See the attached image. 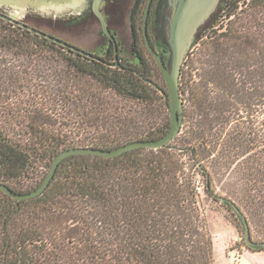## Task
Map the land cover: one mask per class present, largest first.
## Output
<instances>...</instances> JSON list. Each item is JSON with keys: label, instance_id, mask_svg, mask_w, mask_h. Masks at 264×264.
<instances>
[{"label": "trees", "instance_id": "16d2710c", "mask_svg": "<svg viewBox=\"0 0 264 264\" xmlns=\"http://www.w3.org/2000/svg\"><path fill=\"white\" fill-rule=\"evenodd\" d=\"M248 6L224 31L197 33L180 73L183 123L170 143L68 156L34 198L0 189V264H215L197 176L238 228L220 198L264 242V0ZM96 55L0 19V182L30 191L65 148L112 149L169 130L156 62Z\"/></svg>", "mask_w": 264, "mask_h": 264}, {"label": "flooded vegetation", "instance_id": "af4514ba", "mask_svg": "<svg viewBox=\"0 0 264 264\" xmlns=\"http://www.w3.org/2000/svg\"><path fill=\"white\" fill-rule=\"evenodd\" d=\"M147 1L48 0L56 4L46 10L47 8L41 9L32 5L22 9L4 0L0 1V19L26 27L59 44L70 48L73 46L75 50H82L90 55L97 54V57L110 55L115 63L129 61L141 65L147 58L155 61L143 34ZM186 1L151 0L149 5L146 19L148 40L166 64L169 60V47L165 34L176 8L180 2L183 4ZM233 1L218 0L208 19L199 27L198 33L203 34L202 29L206 25L209 26L217 16L220 17L223 12L228 11ZM68 2L72 4L67 6ZM58 5L60 7H57ZM60 31L61 33H58ZM91 31L92 40L85 44L88 49L68 40L74 39L72 36L77 33L90 35ZM88 44H93L95 48H90Z\"/></svg>", "mask_w": 264, "mask_h": 264}, {"label": "water", "instance_id": "95a60500", "mask_svg": "<svg viewBox=\"0 0 264 264\" xmlns=\"http://www.w3.org/2000/svg\"><path fill=\"white\" fill-rule=\"evenodd\" d=\"M37 1V0H36ZM151 0L147 1V6L144 13L143 34L146 39L150 53L155 59L156 64L161 71L166 88L167 97L169 98V117L170 127L169 130L159 138L147 140H133L112 149H101L94 147H69L61 150L54 157L51 167L44 177L43 181L34 189L26 192H18L13 190L7 184L0 182V189L9 194L16 200L34 198L40 195L50 183L54 176L59 164L68 156L75 154H92L103 157H115L128 150L147 147L159 148L170 143L180 132L183 123L184 103L180 92V73L182 64L190 51V48L195 44L196 33L198 28L208 19L211 11L214 9L218 0H187L185 3L178 5L172 18L170 19L169 26L166 31V42L169 47V60L168 64L154 50L150 45L147 29L146 19ZM48 36V35H46ZM53 38V37H52ZM63 43V42H62ZM64 44V43H63ZM71 48L74 49L73 46ZM82 51V50H80ZM84 52V51H82ZM223 202H227L233 208V211L241 218L244 226L243 236L238 234L239 238H244L246 245L264 248V242L253 241L250 237V231L245 216L240 209L230 200L220 198Z\"/></svg>", "mask_w": 264, "mask_h": 264}, {"label": "rangeland", "instance_id": "374dc122", "mask_svg": "<svg viewBox=\"0 0 264 264\" xmlns=\"http://www.w3.org/2000/svg\"><path fill=\"white\" fill-rule=\"evenodd\" d=\"M0 1H4V0H0ZM7 2L13 3V5H16L19 8L22 7V9L23 7H26L27 5H32L35 7H39L41 9L47 8L46 10H48L49 7L53 8L54 4H56V2H48V0H37V1L36 0H7ZM71 4H72L71 2H68L66 5L69 6ZM248 4H249V0H240V2H238V8L235 9V14L237 16H240V15L242 16L243 14H246L249 10ZM57 7H60V5H58ZM234 16L235 15H228L227 11L223 12L220 17L217 16L216 19L211 24H209V26L206 25V27L202 29L201 33H203L204 35L200 38V40L207 39L208 33L210 35L212 33H220L224 31L225 27L228 24L232 22H236L238 20V18H235ZM199 30L200 28L197 30V33L199 32ZM58 33H61V31ZM89 33L90 35H86L85 33H77L72 36L74 39H68V40L72 41L75 44H78L79 46L83 48L88 49V47L85 44L89 43L92 40V31ZM199 44L200 42L195 43L190 48L189 52L191 53V56L193 55L192 51L196 50L199 47ZM88 46L93 49L95 48L93 44L91 45L88 44ZM260 118L261 119L264 118V111ZM234 125H235V122L233 121L231 126L233 127ZM46 172L47 170H44V172L42 173V176H45ZM197 178L200 179V176H197ZM36 184L38 183L34 182L32 184H29L27 188H31L32 186H35ZM20 187L22 188V184L20 185ZM199 205H200V208L202 209V212H204V215L208 223L209 231L213 236V240L215 244V254H214L215 256L214 257L216 259V264H221V260L219 256L217 255L218 251L220 252V250H222L220 238L226 236L227 235L226 231L232 228L236 239H233L231 242H229L227 248L234 246L236 242L240 243V247H245V245H243V242H244L243 237L239 238L238 236V234L243 236V231L241 230V228H238L236 226L234 218L231 214V211L225 205L221 204L219 201L213 200V198H211L207 193L204 192L203 188L199 189Z\"/></svg>", "mask_w": 264, "mask_h": 264}, {"label": "crops", "instance_id": "0c3cea01", "mask_svg": "<svg viewBox=\"0 0 264 264\" xmlns=\"http://www.w3.org/2000/svg\"><path fill=\"white\" fill-rule=\"evenodd\" d=\"M232 229V228H231ZM227 230V235L220 238L221 249L218 251V256L221 264H264V251H250L246 248H227L228 243L236 239L234 231ZM224 247V248H223ZM215 254V244H214ZM215 256V255H214ZM215 258V257H214ZM216 264V259H215Z\"/></svg>", "mask_w": 264, "mask_h": 264}, {"label": "built area", "instance_id": "2783aa9c", "mask_svg": "<svg viewBox=\"0 0 264 264\" xmlns=\"http://www.w3.org/2000/svg\"><path fill=\"white\" fill-rule=\"evenodd\" d=\"M195 185H196V188L199 190L200 187H201V182L200 180L197 178V180L195 181Z\"/></svg>", "mask_w": 264, "mask_h": 264}]
</instances>
